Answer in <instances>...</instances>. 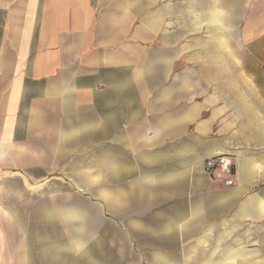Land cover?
Returning <instances> with one entry per match:
<instances>
[{"label": "crops", "instance_id": "0c3cea01", "mask_svg": "<svg viewBox=\"0 0 264 264\" xmlns=\"http://www.w3.org/2000/svg\"><path fill=\"white\" fill-rule=\"evenodd\" d=\"M263 36L264 0H0V264H25L17 187L52 182L87 188L134 264H254V127L224 78Z\"/></svg>", "mask_w": 264, "mask_h": 264}, {"label": "rangeland", "instance_id": "374dc122", "mask_svg": "<svg viewBox=\"0 0 264 264\" xmlns=\"http://www.w3.org/2000/svg\"><path fill=\"white\" fill-rule=\"evenodd\" d=\"M239 48V77L224 81L238 84L241 92L226 95L240 102V107L243 101L250 103V109L240 111L250 119L247 126L254 127L248 135L257 153L245 159L254 162L264 192V36ZM79 179L86 184L87 174L81 173ZM17 189L27 197L23 204L16 199L10 206L25 231L27 252L21 255V263L134 264L131 242L87 188L52 182L42 192L32 189L28 194L20 186ZM256 248L254 264H264V237L257 238Z\"/></svg>", "mask_w": 264, "mask_h": 264}, {"label": "built area", "instance_id": "2783aa9c", "mask_svg": "<svg viewBox=\"0 0 264 264\" xmlns=\"http://www.w3.org/2000/svg\"><path fill=\"white\" fill-rule=\"evenodd\" d=\"M234 157L230 155H218L204 161V171L212 179H219L228 185L233 184Z\"/></svg>", "mask_w": 264, "mask_h": 264}, {"label": "water", "instance_id": "95a60500", "mask_svg": "<svg viewBox=\"0 0 264 264\" xmlns=\"http://www.w3.org/2000/svg\"><path fill=\"white\" fill-rule=\"evenodd\" d=\"M235 172V169H233V173Z\"/></svg>", "mask_w": 264, "mask_h": 264}, {"label": "bare ground", "instance_id": "6f19581e", "mask_svg": "<svg viewBox=\"0 0 264 264\" xmlns=\"http://www.w3.org/2000/svg\"><path fill=\"white\" fill-rule=\"evenodd\" d=\"M264 204V203H263Z\"/></svg>", "mask_w": 264, "mask_h": 264}]
</instances>
